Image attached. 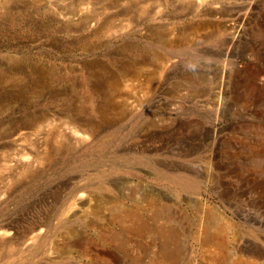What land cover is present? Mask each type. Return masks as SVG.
Returning a JSON list of instances; mask_svg holds the SVG:
<instances>
[{"label":"rangeland","instance_id":"1","mask_svg":"<svg viewBox=\"0 0 264 264\" xmlns=\"http://www.w3.org/2000/svg\"><path fill=\"white\" fill-rule=\"evenodd\" d=\"M85 1L0 0V264H264V0Z\"/></svg>","mask_w":264,"mask_h":264},{"label":"bare ground","instance_id":"2","mask_svg":"<svg viewBox=\"0 0 264 264\" xmlns=\"http://www.w3.org/2000/svg\"><path fill=\"white\" fill-rule=\"evenodd\" d=\"M152 1H156L157 4H159V5L166 3L165 0H152ZM193 2H194L195 7L194 8H191L193 6H187V7H185V11L183 12L184 14H185V12H187V14H190L194 10L197 11V9H198V7H199L200 4L198 5L196 3L199 2V1L198 0H193ZM78 3L84 4V3H87V2L85 0H78ZM205 12L206 11H200V14L203 15V14H205ZM2 13L1 14L3 15V19L4 20H7V21L8 20H11L10 22L13 25L16 24L17 22H19L21 20V18H19V17H13L12 16L13 14H11L10 13V10H8V9H6L5 11H3ZM76 13L77 12H74V11H70L69 12V14H71L72 16L75 15ZM214 14H215V12H214ZM25 15L28 16V17H30L28 15V13H26ZM78 15H79V19H80L79 28L86 27V25L89 24V21H90L91 18L88 15L80 16V15H82L80 13H78ZM26 16H23V19H29ZM62 16L63 17H66V14H62ZM226 25H224L225 26V29H230L231 30L232 28H235V27H227ZM236 30H237V28H236ZM219 94H220V90H219ZM68 130L70 132L69 134H73L74 135V133L79 132V130L81 132H86L87 127L84 128L83 125H71V127L68 126ZM16 163H18V162L16 161ZM80 204L81 205L90 206L92 209L93 208H96V205H94L91 202V198L90 197H86V198L82 199L81 202H80ZM124 212H125L124 215L122 214L121 216H118V219L120 217V220L121 221H123L125 223H128V225L131 228V230L135 231L136 234H138L140 236L144 235L143 234L144 231H145L144 230L145 229L144 228V225L142 224V222H140V220H138L136 218V215L131 214V213L126 212V211H124ZM154 220L155 221H158V214L157 213H155ZM200 221H201L200 222V225H198L199 229L196 232V238L201 243L203 255L205 257L207 256V258L210 259L211 264H247L244 261L242 262V260L240 258H237L236 260H233V262H229V261H227V259L224 260V258H225L224 257V254H225V252L227 250L226 249V247H227V244H226V242H227V236H226V232H225L226 223H224V222L223 223H217V222H219L218 220L217 221L216 220H213L212 221L207 216H204L203 217V220H200ZM160 225L161 226H160L159 230H161L162 235L165 237V244L162 245L161 252L159 254H156V260L158 262H161L162 264H176L177 263L176 261L178 259V258L176 259V257L177 256H180V255H179V252L174 249V246L173 245L175 243H179V242H177L178 241V231L172 230V228H170V229L169 228H166L163 223H160ZM131 230H128V231H131ZM212 257H215V258L217 257L216 258L217 260L212 259ZM138 260H139V258H138Z\"/></svg>","mask_w":264,"mask_h":264}]
</instances>
